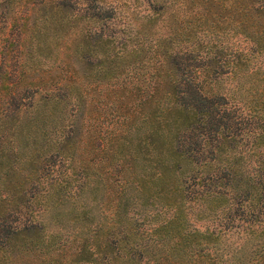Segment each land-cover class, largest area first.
<instances>
[{
    "label": "trees",
    "instance_id": "1",
    "mask_svg": "<svg viewBox=\"0 0 264 264\" xmlns=\"http://www.w3.org/2000/svg\"><path fill=\"white\" fill-rule=\"evenodd\" d=\"M1 1L0 248L11 261L264 264V69L252 66L264 0ZM16 140L31 148L14 164ZM71 141L90 152L61 187L48 168L55 152L73 161ZM48 207L53 233L39 217Z\"/></svg>",
    "mask_w": 264,
    "mask_h": 264
},
{
    "label": "rangeland",
    "instance_id": "2",
    "mask_svg": "<svg viewBox=\"0 0 264 264\" xmlns=\"http://www.w3.org/2000/svg\"><path fill=\"white\" fill-rule=\"evenodd\" d=\"M112 1H119V0H112ZM120 17L126 18L129 23L135 27V24L140 21L139 15H135V13L130 12L125 6L122 7V12L118 13ZM225 42L229 45H232L234 49H238L239 51L245 52L248 49V46L246 45L245 42L241 41V39L237 38H227L225 39ZM7 46V4L5 1L0 0V49L2 47ZM252 66L257 67L258 65H262V69H264V52L260 55H258L255 59L252 60ZM0 93L2 96H5L6 94V85H7V80H6V71H7V66L5 63V60H2L0 57ZM218 87L220 89V92L223 93H228V95L233 96L232 94V88H233V82L230 79H223L220 81L218 84ZM1 100H0V105H1ZM78 117L81 116V121L83 119L84 125L83 129L81 130V134L84 132L85 125H86V112H80L78 113ZM78 124H80V119L78 121ZM58 127V126H57ZM49 129H51L49 127ZM63 132L62 129H56V131L51 130L48 138V142L44 143L43 147V153H47L48 155L50 154V151H54V149L57 147L54 144H56L58 141V138H60L61 133ZM74 139L76 140L77 138L80 137V131L78 132L76 129V134L74 135ZM73 139V140H74ZM86 140V139H85ZM89 142V141H88ZM7 143V142H6ZM12 147L13 149L17 150V153L15 156L13 155L11 158L14 159V164L19 163V161L26 160L29 157L30 154V142L26 141H13L12 142ZM70 145L74 147V150L72 151V156H73V161L71 163L68 162L66 163H60L59 162V157L57 156L58 152H55L53 158L51 159L50 162L54 163V166H51L52 168H48V177L55 179L58 181L61 185V187L64 186H71V184H74V182L71 178L72 170L71 168L76 167V170H80L78 166L80 165V159H87L88 154L90 152V145H86L83 147V144L80 143V141H71ZM82 148V149H80ZM44 159V158H43ZM7 165V157H6V162L3 163V165H0V188H3L5 183V177L2 175V168H5ZM23 167L26 169L24 171H29L30 166L24 164ZM41 170L42 169V163L36 167V169ZM23 171V172H24ZM47 171V170H46ZM46 173V172H45ZM47 175V174H46ZM28 184V183H27ZM26 184V185H27ZM48 184L46 181L40 182V189L42 187H46ZM74 187V186H73ZM7 189V188H6ZM88 202L91 204L94 203L92 201V197H88L87 199ZM3 202H0L2 204ZM38 205V204H37ZM53 213L54 209L52 207H48L45 211L42 212V214L39 216L41 220L46 221L49 226H47V232L48 233H53L55 232L56 229V224L55 219H53ZM67 218V217H66ZM67 231V230H66ZM60 239H66V235L63 233L61 236H59ZM6 248H0V264H22L24 261H28V264H38V260L35 258L32 259L30 257V254H24L21 256V260L16 263L15 261L12 262L10 259V256L13 254L9 251V243H4ZM72 245V242L68 241L67 244L65 245V249H67V254L66 257L64 258L65 260L72 259V254L71 249L69 248ZM19 253L18 251H14V254ZM2 254L7 255V259L3 257ZM25 264V263H24Z\"/></svg>",
    "mask_w": 264,
    "mask_h": 264
}]
</instances>
